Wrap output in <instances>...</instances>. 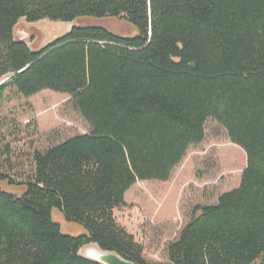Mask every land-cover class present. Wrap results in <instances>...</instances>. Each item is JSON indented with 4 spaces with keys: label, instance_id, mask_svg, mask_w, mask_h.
<instances>
[{
    "label": "trees",
    "instance_id": "trees-1",
    "mask_svg": "<svg viewBox=\"0 0 264 264\" xmlns=\"http://www.w3.org/2000/svg\"><path fill=\"white\" fill-rule=\"evenodd\" d=\"M115 18L134 37L75 26L32 51L21 19ZM68 95L91 131L36 151L19 182L0 171V264H99L97 245L135 264L142 247L114 211L137 182L169 181L208 120L247 155L240 187L197 207L169 264H253L264 255V0H0V101ZM58 212L79 236L64 234Z\"/></svg>",
    "mask_w": 264,
    "mask_h": 264
},
{
    "label": "rangeland",
    "instance_id": "rangeland-1",
    "mask_svg": "<svg viewBox=\"0 0 264 264\" xmlns=\"http://www.w3.org/2000/svg\"><path fill=\"white\" fill-rule=\"evenodd\" d=\"M75 26H97L116 35L134 37L136 28L115 19L80 18L73 22L48 19L29 23L21 19L14 37L32 51L66 37ZM68 95L50 90L26 98L7 89L0 101V171L19 182L34 170L36 151H45L66 140L87 135L91 128L72 104ZM247 166L245 151L231 142L226 130L215 120L206 123L205 139L189 148L169 181L137 182L126 194L125 205L114 211L120 227L131 234L142 249L147 264H169L166 250L190 221L197 207L217 204L219 196L240 187ZM13 185L3 184L9 190ZM64 234L79 236L83 230L66 223L54 212ZM100 253L97 245L81 249L80 255ZM253 264H264V255Z\"/></svg>",
    "mask_w": 264,
    "mask_h": 264
},
{
    "label": "water",
    "instance_id": "water-1",
    "mask_svg": "<svg viewBox=\"0 0 264 264\" xmlns=\"http://www.w3.org/2000/svg\"><path fill=\"white\" fill-rule=\"evenodd\" d=\"M25 38H26L25 36L23 37L18 36V39L20 41H23ZM87 258L99 264H135L133 261L124 259L116 252H105V251H101L100 253L96 252L94 255L88 256Z\"/></svg>",
    "mask_w": 264,
    "mask_h": 264
},
{
    "label": "bare ground",
    "instance_id": "bare-ground-1",
    "mask_svg": "<svg viewBox=\"0 0 264 264\" xmlns=\"http://www.w3.org/2000/svg\"><path fill=\"white\" fill-rule=\"evenodd\" d=\"M96 253V252H95ZM94 252L91 253V256L95 254Z\"/></svg>",
    "mask_w": 264,
    "mask_h": 264
}]
</instances>
